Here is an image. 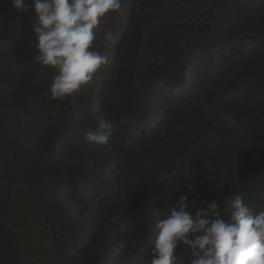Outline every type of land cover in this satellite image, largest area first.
<instances>
[{
    "label": "trees",
    "instance_id": "1",
    "mask_svg": "<svg viewBox=\"0 0 264 264\" xmlns=\"http://www.w3.org/2000/svg\"><path fill=\"white\" fill-rule=\"evenodd\" d=\"M191 1L194 0H187L186 3ZM25 3L29 5L26 12L14 9L12 0H0V175L8 182L15 180L20 185H26L27 192L38 197V207L32 208L37 217L46 216L47 223L41 229L44 230L46 240H52L53 243L50 248L53 254L52 264H90L96 260V252L93 251L96 247L89 244L91 250L80 245L78 248L65 240L59 232L60 209L53 212L52 208L45 205L50 203L54 192L62 188L71 189L78 194L82 186L93 187V181L97 185L101 183L110 186L101 175L100 167L106 161L104 156L111 155L115 150L119 138L125 139L126 144L134 140V133H121L123 130L119 119L129 109H137L139 99L125 96L120 100L119 95H116L115 101L110 104L109 98L104 96L121 84V80L114 77L105 87L86 89L74 100V105L50 109L46 89L50 80L46 75L51 71L34 64V57L38 55L37 37L32 28L36 14L31 0H25ZM134 3L128 17L124 14L121 16L125 21L123 25L126 26V31L121 34L119 51L108 68L111 70L116 66V74L122 66V70L133 80L130 71L135 65L141 63V67L145 68L147 61L151 60L155 65L148 71V78L154 79L164 75L159 63L168 69L166 61L172 54L171 44L175 41L178 28L171 32L168 30L179 25L195 27L199 21L198 11L191 4L182 6L183 0H134ZM207 14L209 21L214 25L218 23L220 29H224L229 22L238 26L231 28L228 39L217 37L216 32L209 34V29L205 32L213 46L219 40V44L224 41L219 52L226 46L229 49L228 55L237 52V58L233 57V61L228 60L229 64L227 63L228 66L238 64L236 74L227 78L222 90L228 93L234 89L245 88V95L254 88L257 80L264 79V0H243L242 3L239 0H214L211 12ZM243 20L249 21L248 27H240ZM251 28L255 30L252 35L246 32ZM148 32H152L154 36L147 37ZM237 42H241L243 48L238 49ZM195 45L197 44L192 45L191 61L194 60L197 50ZM107 50L111 54V47H107ZM110 54L107 58L111 57ZM193 82L194 79L191 80ZM97 83L100 84L101 81ZM86 87L87 85L83 88ZM88 95L92 97L86 103ZM241 97V94H236L228 100L237 99L235 101L238 104ZM94 101H100L96 113ZM210 113L214 114L211 110ZM30 117H38L37 122L28 119ZM220 118L229 124L221 126L219 132L222 135L219 137L210 133H192L188 140L180 143L174 141L167 149L158 150L153 145L158 165L154 167L151 176H143L141 181L132 184L134 197H139L146 191L150 196V189L161 186L176 201L181 190L202 187L216 172L218 165L226 168L231 174L230 178L242 189L250 186L253 193L263 191L264 182L261 183L258 178H249L255 171L250 166L264 163V119L259 126L240 128L236 119ZM102 120H113L116 124V133L108 141L109 145L96 146L88 143L85 133L89 130L97 131ZM34 143H39L40 150L35 151ZM185 157L186 161L181 164ZM178 163L180 167L175 168ZM262 170L263 168H257L255 176H259ZM60 175L59 180L66 185H39L58 180ZM58 196L62 199L64 192H59ZM3 201L0 196V264H18L12 259L19 247L18 237L8 222L10 213L2 209ZM152 202L148 198V203ZM41 203L43 206L40 209ZM88 204L94 206V200L91 199ZM20 206H24V202ZM149 208L156 215L154 207ZM65 214L68 216L66 212ZM77 215L73 227L95 237L99 235V230L110 226L108 219L87 216L85 209H80ZM85 217L87 220H82ZM127 217L131 225L132 217L129 212ZM108 230L110 235L107 248L110 259L114 262L118 258L117 249L113 247L115 235L111 228L108 227ZM128 234H124L127 240L131 238Z\"/></svg>",
    "mask_w": 264,
    "mask_h": 264
},
{
    "label": "clouds",
    "instance_id": "2",
    "mask_svg": "<svg viewBox=\"0 0 264 264\" xmlns=\"http://www.w3.org/2000/svg\"><path fill=\"white\" fill-rule=\"evenodd\" d=\"M123 1H125L124 15L128 17V12L135 3L134 0ZM12 6L17 11L26 12L29 10V5L25 3V0H12ZM31 6L36 14L32 28L37 37L36 49L38 52V55L34 57V64L49 68L51 75L54 76L46 87L50 109L62 105L70 107L72 103L69 97H72L74 101L89 87H105L114 77L121 80V84L114 88L112 95L114 99L116 95H119L120 100L125 96L138 97L137 109H129L125 116L119 119L120 127L123 130L121 133H134L135 137L128 144L123 138L118 140L114 151L117 154L115 162L118 163L120 170L125 167L126 159H131L134 161L132 171L142 169V173L145 174L146 166L154 161L155 164L151 172L145 175L146 177L151 176L154 167L158 165L153 145L158 150L167 149L172 143H175L174 141L180 143L188 140L192 133L208 131L219 137L222 135L219 132L221 126L225 127L229 124L222 121L220 117L227 118V120L236 119L240 123V128L259 126L264 119V79L257 80L254 88H251L252 90L245 95V88L234 89L228 93L222 90L220 97L213 90L209 96L201 97L199 106L194 109L191 116L193 122L190 128L191 133L175 137L174 141L168 143L164 148L157 147L149 139L150 133L153 132L151 126L157 115L153 114L150 119L149 112L143 111L144 102L149 93H143L139 87L148 86L150 62L147 61L145 68L141 67V63L135 65L134 69L130 71L133 80L128 73L122 70V66L118 68L116 74V66L111 70L108 68L119 51L121 34L126 31V26L123 25L125 21L119 15L121 0H31ZM242 23H249V21L243 20ZM227 24L232 25L231 22ZM240 27L243 26L240 25ZM177 28L175 41H172L171 44L170 58L176 53L173 52L175 49L177 51L180 49L178 52L184 55L185 67L180 73V77H176L178 72L173 70L170 75H175L176 78L169 80L164 88L175 87L173 90L169 88L165 91L168 97L177 95L178 100L188 95L189 84L195 86L196 80L202 79L200 68L203 64L208 65L211 73L213 72L212 63L218 58L217 56L213 58V55L219 49L217 46H213L208 39L209 49L201 54L199 52L200 42H194L195 33L193 31L198 32L196 26L179 25L176 28L172 26L170 30ZM112 41H115V46ZM193 44H197L195 45L197 48L195 57H202L203 62L198 63L201 64L200 67L191 61ZM107 46L111 47L109 59L106 57ZM259 48L261 49L260 45ZM218 52L216 51V53ZM231 56L230 62L233 61V57L237 58L235 54H231ZM170 58L166 61L167 66H169ZM228 64L225 65L228 68L224 69V82L228 77H234L238 66V64L230 66ZM158 65L165 75L167 73L165 65L162 63ZM188 71L191 74L187 79ZM211 73L205 78L207 84H214ZM164 75L161 74L151 80H160ZM192 79H194L193 83H191ZM99 80L101 81L100 85L97 83ZM223 83L219 86L222 87ZM86 85L87 87L84 89L83 87ZM178 88L180 93H176ZM108 93L104 98L111 97ZM240 93L242 97L238 99L240 100L238 104L225 107L229 105L228 102L232 101V99L228 100L230 96ZM210 110L214 114H211ZM28 119H33L36 123L38 117ZM227 132H229L228 129ZM114 133H116L115 122L102 120L97 131L89 130L85 133V139L90 144L101 146L107 144ZM179 164L175 165V168H179ZM104 166L105 168L109 167L107 160L103 162L100 170H103ZM250 167L255 171L257 168H263L259 176H255L254 171L249 178L250 180L258 178L263 183L264 163H255ZM216 169L210 180L202 187L191 188L188 191L181 190L180 197L176 201L171 199L165 191L152 188L150 196L146 191L139 197L133 196L125 207L113 208L112 216L101 212V209L98 211L96 206L83 205L86 208L87 216L96 218V215L101 214L100 217L103 220L110 221V226L99 230L97 237L73 227L76 216H73V212L69 211L75 209L74 205L70 203H75L74 195L76 194L71 189L62 188L55 191L50 203L45 206L52 208L53 212L60 209L59 232L65 240L76 247L80 245L88 250H91L88 247L89 244L96 247L93 250L96 252V260L90 264H264V189L254 198L256 193H253L250 186L242 189L230 178L231 174L226 168L218 165ZM101 175L110 183V186L101 183L97 185L96 181H93L95 183L93 187L85 185L79 191L110 189L114 182L110 178L111 176L104 174L103 171H101ZM60 178L61 175L58 180L43 182L39 185L42 187H55L58 183L66 185L59 180ZM59 192H64L62 199H59ZM84 194H88V192ZM89 197L94 199L95 195H89L87 198ZM101 197L99 195L96 202V204L99 203V206H101ZM148 198H151L153 202L149 204ZM248 198L252 200L249 208L246 205ZM257 203L260 205L256 206ZM149 206L156 207L155 217H153L154 214ZM129 207L130 209H128ZM64 210L72 218H69ZM128 212L132 217L131 225L128 222ZM138 218L145 220L146 230L140 227L137 222ZM108 227L115 235L113 247L117 249L118 258L114 262L110 259L107 248L110 235ZM38 231L48 247L45 250L46 260L36 256L35 264H52L53 254L50 249L53 244L52 240H46L44 230L41 228ZM126 232L131 234L137 232V238L125 239L123 233ZM154 235H156L155 239ZM144 242H146L144 245L148 246L149 244V248L152 250L149 248L144 250L146 258L143 256L140 261L141 246ZM14 254L13 262L18 264H22L24 259L29 258L22 256L19 247Z\"/></svg>",
    "mask_w": 264,
    "mask_h": 264
},
{
    "label": "rangeland",
    "instance_id": "3",
    "mask_svg": "<svg viewBox=\"0 0 264 264\" xmlns=\"http://www.w3.org/2000/svg\"><path fill=\"white\" fill-rule=\"evenodd\" d=\"M187 0H183L182 6H185L187 4H191L193 8L198 11V17L199 21L196 24V29L199 32H195L194 42H200L199 52L202 54L203 52L207 51L209 49L208 46V34L205 32L207 29H209V34H212L213 32L217 33V37H220L221 39H228L230 38V32L231 28H236L238 26L227 24L224 26V29H220L219 24L217 25L212 24L208 19V14L211 12V5L214 0H194L191 2L186 3ZM243 0H239V3H242ZM189 12V10H187ZM119 15L121 17V13L119 12ZM243 27H248V23H242ZM219 26V27H218ZM201 28V29H200ZM171 30L169 29V32ZM192 31V30H191ZM247 33L250 35L254 34L255 30L254 28H251L249 30H246ZM154 34L152 32L147 33V37L151 38ZM115 39V37H114ZM220 40L216 43L217 48H221L224 44H219ZM114 44L115 41H114ZM238 49L241 47L243 48V44L241 42H237ZM223 51L216 53L214 52L213 58H216L218 56L217 60L213 61V72L211 73V69L208 65L203 64L201 66L202 57L197 58L194 54V60L193 64H196L200 68V74L202 79H197L195 82V86L192 91L189 93V90L193 87L191 84L188 85V87L191 88L188 90V95L184 98H179L177 100V95H173L168 97L166 94V91L164 88L166 83L164 84L165 79L173 80L176 77H180V73L183 71L185 67L184 63V55L180 51V49L177 51L176 49L173 52H176L172 58L169 60V72H167L158 82L153 80L152 82V88L148 86H139L140 91L143 93L148 92L149 96L144 102V108L143 111L149 112L150 119L152 118V115H157L154 124L151 126L153 129V132L150 133L149 139L153 141V143L156 144L157 147L164 148L168 145V143L173 142L175 137H181L184 136L186 133H191L190 128L193 125L191 116L195 108H197L200 104L201 97L209 96L210 93L214 90L218 93L219 97L221 96L222 89L219 85H221L224 82V69L225 65L228 63V60H231L232 56L228 55L227 46L223 47ZM221 50V49H220ZM218 50V51H220ZM235 55H237V52L234 51ZM244 58V57H243ZM150 65L154 66L155 63L149 60ZM157 64V63H156ZM175 70L178 72V76L175 77L171 76V72ZM212 74V78L214 79V84H207L206 77L209 74ZM149 84V82H148ZM172 88V87H170ZM115 101L113 97H110L108 99V102L111 104ZM236 102V101H235ZM234 101L228 102L229 105L226 107H231L237 104H235ZM59 109H62L61 107ZM76 110H73V113H75ZM205 133H211V131L205 132ZM108 156V157H107ZM117 159L115 157H112L111 155H106L107 162L109 163V166L112 161ZM109 159V160H108ZM186 159V157L184 158ZM176 161V159H175ZM177 162V161H176ZM155 162H151L146 166V173H142L141 177L145 176L146 174L150 173ZM179 164V163H178ZM134 166V161L131 159H126L125 161V167L120 170L119 165L117 167V171L119 173V178H115V182L119 181L121 185H127L129 184L133 179L134 176H138V173L135 171H132ZM140 177V178H141ZM138 178L140 181L141 179ZM9 179V177H8ZM10 180V179H9ZM26 190L23 186H21L19 183H17L15 180L11 182H8L6 179H4L3 176L0 175V196L4 199L3 201V210H7L10 213L8 222L11 224L14 234L18 237V244L19 249L21 251V254L23 257H29L28 259H24L22 264H35L36 256L40 259L46 260L45 258V250L47 249L48 245L42 240V238L39 235V229L47 223L45 220V215L42 217H37L33 211L34 206L26 200L24 196V192ZM117 190H115V193ZM105 193L101 192L99 195H104ZM37 203H39V200L36 197ZM21 202H24V206H20ZM95 203V202H94ZM78 204V203H76ZM99 203H95L94 206H96L98 211H100ZM33 207V208H32ZM130 209V207L128 208ZM93 215V214H92ZM101 214L96 215V218H99ZM138 224L142 229L146 230V224L145 220L143 218L137 219ZM124 235V233H123ZM129 237L132 239L137 238L135 234H128ZM126 239V236H124ZM131 244V243H130ZM132 246V244H131Z\"/></svg>",
    "mask_w": 264,
    "mask_h": 264
},
{
    "label": "water",
    "instance_id": "4",
    "mask_svg": "<svg viewBox=\"0 0 264 264\" xmlns=\"http://www.w3.org/2000/svg\"><path fill=\"white\" fill-rule=\"evenodd\" d=\"M113 63V61L111 62ZM216 93V92H214ZM236 99H232V101H235ZM109 145V144H108ZM107 144L102 145V146H108ZM135 172L138 173V176H134V179L132 181V183L127 184V185H121L119 183V181L115 182L114 179L116 178L115 176H111L110 178L112 179L113 184L112 187L110 189H88L86 191L80 192L76 195H74V200L75 203H79V204H73L74 205V210L73 211H69V212H73V216H76L75 214H78V211H80V209H86L83 207V205H89L88 202L91 201V199L93 198H89L86 200V198L89 195H95L94 197V202L96 203L98 201V196L101 192L105 193L104 195H102L101 197V212L105 213L106 215H113L112 209L113 208H118V206H121V208L125 207L127 202L134 196L133 194V188H132V184L136 181H138V178L141 177L142 174V169H136L134 170ZM158 190H162L165 191V188H162L161 186L157 188ZM115 190H117V192L115 193ZM85 192H88V194H84ZM166 192V191H165ZM110 199H115V200H110ZM155 205V204H154ZM154 210L157 212L156 207H154ZM78 216V215H77ZM159 218V216L157 217V219ZM82 220H87V217L82 218ZM134 234L136 235L137 232H134ZM154 235V239H155ZM150 246V245H149ZM144 250H147V245H144ZM149 250H152V248H149ZM144 258H146V253H144Z\"/></svg>",
    "mask_w": 264,
    "mask_h": 264
},
{
    "label": "bare ground",
    "instance_id": "5",
    "mask_svg": "<svg viewBox=\"0 0 264 264\" xmlns=\"http://www.w3.org/2000/svg\"><path fill=\"white\" fill-rule=\"evenodd\" d=\"M124 3H125V1H123V0H121V7H120V9H119V11L120 12H123V13H121V16H122V14H124V11H125V5H124ZM112 44L115 46L116 44H114V41H112ZM105 47V46H104ZM107 47H110V46H107ZM110 52V50H107V55L108 54H110L109 53ZM109 56V55H108ZM107 57V56H106ZM109 59V58H108ZM110 66V65H109ZM245 66V65H244ZM165 72H169V69H166L165 70ZM191 74V72L190 71H188L187 72V75H186V78L188 79V77H189V75ZM46 77L47 78H49V80H53V75H51V73H48L47 75H46ZM100 81V80H99ZM155 81H158V82H160L159 81V79H156ZM164 81V84L165 83H167V81H168V79H165V80H163ZM189 82V81H188ZM152 80H151V78H150V80H149V84H148V86L150 87V88H152ZM100 85V84H99ZM194 87H196V86H193L189 91H192V89L194 88ZM170 87H166V89L165 90H167V89H169ZM175 87H172L171 89L173 90ZM153 89V88H152ZM188 90H187V92H188ZM194 90V89H193ZM181 91H180V89L178 88L177 90H176V93H180ZM114 94V89H111L110 91H109V93H108V95L109 96H112ZM241 94V93H240ZM242 95V94H241ZM92 96H90V95H88L87 96V98H86V103H87V101L91 98ZM70 98V100H71V103H72V105H74V101H73V98L72 97H69ZM98 99V98H97ZM96 100V99H95ZM99 100V99H98ZM95 102V113L98 111V105H100V101H94ZM97 105V106H96ZM226 107V106H225ZM225 107H223L224 109H225ZM37 108H38V105H37ZM75 109V108H74ZM116 109V108H115ZM226 110V109H225ZM41 111V110H40ZM79 131V130H78ZM118 136V135H117ZM58 141V140H57ZM71 141V140H70ZM84 143V142H83ZM33 147L35 148V151H37V150H40V145H39V143L38 144H33ZM79 152V151H78ZM111 156L112 157H116L117 156V154H116V152L115 151H112V154H111ZM105 157V159H106V155L104 156ZM108 157V156H107ZM113 159V158H112ZM107 160V159H106ZM109 160V159H108ZM114 160V159H113ZM115 161H117V159L116 160H114V161H112L111 162V164H110V166L108 167V168H105V166H104V168H103V170H101V171H103V173L104 174H106V175H110V176H115L116 178H119V173H118V171H117V167H118V163L117 162H115ZM109 162V161H108ZM108 170H110V171H108ZM155 173V172H154ZM152 175V174H151ZM143 179V178H142ZM151 179V178H150ZM139 180V179H138ZM140 181V180H139ZM143 182V181H142ZM139 184V183H138ZM21 186H23L24 187V189L26 190L25 192H24V196H25V198H26V200H28L31 204H32V206H34V207H38V204L40 203H37V201H36V197L37 196H35V195H33V194H31V193H29V192H27V186L26 185H21ZM258 194H260V193H256V195L254 196V198L258 195ZM37 199H38V197H37ZM39 200V199H38ZM69 200V199H68ZM257 201V200H256ZM70 202H72V201H70ZM70 204H75V203H70ZM251 204H252V200L250 199V198H248V201L246 202V205H247V207L249 208L250 206H251ZM260 205V203H257L256 204V206H259ZM42 206H43V203H41V206L39 207L40 209L42 208ZM152 208V207H151ZM150 208V209H151ZM254 211H256V210H254ZM264 211V210H263ZM250 213L251 214H253V212H251L250 211ZM154 217H155V215H154ZM53 228V227H52ZM152 231V230H151ZM151 231H149L150 233H151ZM132 238H130L129 240H131ZM146 242H144L143 244H142V246H141V250H142V252H141V259H140V261H142V257H143V255H144V252H143V249H144V247H143V245L145 244ZM131 245V244H130ZM147 248H149V244H148V246H147Z\"/></svg>",
    "mask_w": 264,
    "mask_h": 264
}]
</instances>
